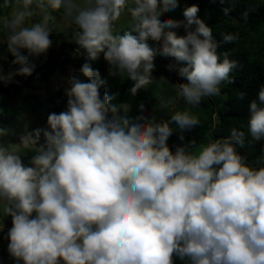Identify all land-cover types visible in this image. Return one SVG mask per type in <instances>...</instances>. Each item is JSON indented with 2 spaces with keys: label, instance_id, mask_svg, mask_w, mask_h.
I'll use <instances>...</instances> for the list:
<instances>
[{
  "label": "clouds",
  "instance_id": "1",
  "mask_svg": "<svg viewBox=\"0 0 264 264\" xmlns=\"http://www.w3.org/2000/svg\"><path fill=\"white\" fill-rule=\"evenodd\" d=\"M177 6L178 0L0 3L7 13L0 61L6 52L18 65L6 75L0 68V83L32 74L33 59L53 45L54 12L73 26L69 42L86 61L79 71L87 82L67 81L66 110L49 113L45 127L21 137L34 146L27 164L24 153L0 141V205L11 217L7 251L16 264H264V149L253 164L239 150L264 141V85L228 137L199 145L185 139L201 124L191 109L220 95L238 64L219 51L221 41L197 5L183 9V20L160 19ZM125 17L127 27L118 30ZM242 17L247 22V10ZM180 27L183 35L174 31ZM237 39L222 34L223 43ZM101 56L109 76L134 81L132 95L152 84L157 56L172 58L176 63L165 67L183 78L175 86L185 109L166 120L129 117L130 104L100 92L106 80L90 62ZM174 131L181 143L172 150Z\"/></svg>",
  "mask_w": 264,
  "mask_h": 264
},
{
  "label": "trees",
  "instance_id": "2",
  "mask_svg": "<svg viewBox=\"0 0 264 264\" xmlns=\"http://www.w3.org/2000/svg\"><path fill=\"white\" fill-rule=\"evenodd\" d=\"M1 2L2 0H0ZM192 4L198 6V17L212 28L215 39L221 41L219 51L227 52L229 58L238 64V67L231 73L232 82H225L221 86L223 97L216 99L205 97L196 107L202 110L206 117L201 121L199 127L185 132L184 135L185 139L195 140L199 145L205 144L210 133L213 139L228 137L232 127H239L246 121L248 103L256 98L259 88L264 85V0H194ZM225 8L228 9L227 13L224 12ZM246 10L248 11L247 22L242 17V13ZM223 33L237 34L238 39L231 43H223ZM4 46H1L0 51ZM53 53L52 46L45 56L33 59L35 68L31 75L13 76L11 82L0 83V92L12 94L28 87L32 82L51 79L59 68ZM4 55L7 56V59L0 61V68L6 75L9 72H14L18 65L10 63L13 59L11 55L6 52ZM85 62V57L81 55L75 62V67L80 69ZM94 65L99 67L103 75H108V65L102 56L96 60ZM133 84L134 81L125 79L115 87L114 92L118 96L132 101L135 106L146 102L145 107L156 104L152 92L145 87L138 89L136 94L132 95ZM240 92L245 93L243 99H238ZM5 111L6 108L2 104L0 112L5 113ZM167 143L172 150L181 143L175 131L168 138ZM262 149H264V141H260L254 146L246 144L239 150L247 156L248 163L253 164Z\"/></svg>",
  "mask_w": 264,
  "mask_h": 264
},
{
  "label": "rangeland",
  "instance_id": "3",
  "mask_svg": "<svg viewBox=\"0 0 264 264\" xmlns=\"http://www.w3.org/2000/svg\"><path fill=\"white\" fill-rule=\"evenodd\" d=\"M193 1L178 0V6L174 10L165 12L160 19L170 18L183 20V9L193 5ZM6 15V11H0V48L6 43V34L2 28L3 19L6 18ZM53 17L49 22V26L52 28L53 56L59 65L55 75L47 81L32 82L28 87L12 94L0 92V108H2V104L6 108L5 113L0 112V128L5 130L4 134L0 136V141H3L5 144H11L9 146L10 148H13L21 154L24 153L22 160L26 164L33 154L31 151L34 146L21 142V137L32 129L45 127L49 113H60L66 110L67 97L65 95V89L69 87L67 81L70 77L76 76L81 81L87 82V78L75 67V62L81 55L75 53L77 46L69 42L73 26L63 16L62 11L54 12ZM34 19H39V17ZM126 27L127 18L125 17L118 22L117 29L123 30ZM174 31L178 35L184 34L183 27L174 29ZM95 62H90L91 67L98 70L101 78L106 80L105 85L100 89L101 94H115L116 100L113 102L122 103V107H127L130 104L129 117L144 115L146 118H151L154 116L159 121L168 119V115H171L175 111L185 109V102L177 97L175 86L176 83L182 82L183 78L179 77L175 71H168L165 67L170 62L176 63L172 58H163L160 56L155 58L154 62L156 67L152 73L154 79L152 84L145 88L152 92L156 104L145 107L147 110L143 113L138 111V107L132 101L120 97L114 92L115 87L128 78L103 75L99 67L94 65ZM180 63L183 64V62ZM218 97H223V94L220 93L218 96L209 98L216 99ZM146 104L147 102L144 105ZM191 110L199 116L201 121L205 119L206 115L202 110L196 107H193ZM209 139H213L211 133L207 136L205 144ZM40 143H43L42 136ZM2 207L0 205V264H16V261L10 257L7 251L8 240L6 234L12 226L11 217L2 213Z\"/></svg>",
  "mask_w": 264,
  "mask_h": 264
}]
</instances>
